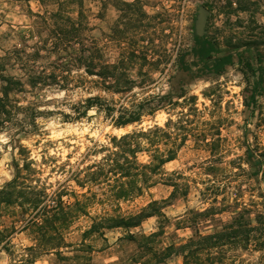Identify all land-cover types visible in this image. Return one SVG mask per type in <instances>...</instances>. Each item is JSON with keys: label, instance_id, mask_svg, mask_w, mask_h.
Wrapping results in <instances>:
<instances>
[{"label": "rangeland", "instance_id": "374dc122", "mask_svg": "<svg viewBox=\"0 0 264 264\" xmlns=\"http://www.w3.org/2000/svg\"><path fill=\"white\" fill-rule=\"evenodd\" d=\"M43 4L36 12L24 5L17 14L8 0H0V97H5L4 79L22 84L9 88L8 112L0 114V191L19 170L27 174L28 165L34 172L27 184L46 197L37 207H21L22 199L0 207V264H183L169 249L197 233L212 234L237 217L257 226L264 217V79L254 100L252 94L264 67V0H108L103 7L81 0L82 8L68 2L61 7L60 0ZM201 7L208 16L198 31ZM69 25L79 27V38L68 54L54 52L62 41L53 31ZM196 36L212 42L213 59L233 55L234 64L220 74L207 72L204 66L213 60L194 54ZM77 43L94 47L97 62L133 81L130 93L109 94L91 84L71 93L30 86L29 77L61 75L59 65L76 54ZM92 95L117 108L132 103L158 108L141 123L120 129L96 109L80 120L64 118H74L70 105ZM169 121L174 125L167 128ZM156 125L174 136L182 126L192 132L177 159L151 175V187L139 178L132 191L123 173L87 182L99 164L109 158L116 162V153L120 157L114 139ZM150 156L139 153L137 163L150 164ZM210 162L215 170L205 172ZM208 180L216 185L218 204L207 200ZM171 181L180 185L174 199ZM155 201H168L159 205L165 218L125 225ZM213 205L219 210L207 213ZM45 209L52 211L53 227H46ZM230 257L263 264L255 243Z\"/></svg>", "mask_w": 264, "mask_h": 264}, {"label": "trees", "instance_id": "16d2710c", "mask_svg": "<svg viewBox=\"0 0 264 264\" xmlns=\"http://www.w3.org/2000/svg\"><path fill=\"white\" fill-rule=\"evenodd\" d=\"M61 1V0H60ZM68 2L72 4H80L81 0H62L60 6L63 7V3ZM79 14H82L79 11ZM59 17L53 15V18ZM58 19V18H57ZM70 23V22H69ZM81 30L75 25H69L62 27L59 31H53L55 37L59 36L62 41V46H53V51L57 52L63 50L68 54L75 44V40L79 38ZM195 55L201 60H213L212 65H205L204 69L207 72H214L217 74L222 73L226 67L234 64L235 57L233 55H227L224 57H218L213 59L215 53V47L208 39H200L196 36ZM79 48L75 55H72L69 59H66L59 65V72L61 75H57L54 71L50 76L43 77H29V84L31 87L37 89L42 85L57 86L61 91L65 93L76 92L77 90H87L88 85H96L100 87L105 93L120 94L122 96L130 93L131 87L135 84L130 79L125 78L124 75L116 77L113 72V67L109 64H102L97 62L96 50L94 47H87L82 43H77ZM239 63H243L242 58L238 57ZM246 66L253 70L250 63H246ZM73 71H83L84 75H74ZM264 79V67L259 69V79L255 85V91L252 94V99L256 98V90L261 89V85ZM6 86L4 87L5 97H0V114L5 115L7 111L6 98L8 97L9 88L15 86L22 87L21 82L14 81L13 79H4ZM73 111L74 118L71 115L64 114L66 120L75 119L80 120L87 116V114L96 109L100 112H104L106 117L111 119L113 125L116 128H124L129 125L141 123L144 116L154 115L158 106L146 107L144 104L132 103L130 107L117 106L108 100L100 97L99 95H92L86 99H81L79 102L70 105ZM2 125V124H0ZM174 125L172 121H169L167 128ZM181 131L180 134L167 133L165 129L154 126L151 129L145 131H134L132 133L122 136L119 140L114 139L119 145V151L121 153L115 154L118 157L115 160L109 158L103 164L97 166V171L92 172L87 177V182L91 184L101 183L103 179L107 178L108 174H125V177L130 178L129 184L132 191H134V185L138 183L139 178H143L142 181L148 188L151 187V175L160 171L166 164L171 163L177 159L178 152L185 145L187 138L192 132L186 126L178 128ZM165 146V148H163ZM147 152L151 154V163L141 167L137 163V156L139 153ZM120 159H123V164H120ZM205 172H212L215 170V166L210 162V165L204 167ZM27 174L23 175L22 171H18L16 179L10 183L5 190L0 191V207L3 204L12 205L17 204L22 199L21 207L29 205L30 207L39 206L46 197L41 193H36L31 185L27 184L30 181V177L33 174V170L29 169V166H25ZM211 175V174H207ZM31 182V181H30ZM210 184L207 189L209 197L207 200L212 204H218L216 196V185L211 180L207 181ZM174 188V192L170 199H174L180 190V185L171 181L168 184ZM31 191V192H30ZM131 191V192H132ZM187 192V191H186ZM184 195H187L184 194ZM214 196V197H213ZM168 201H162V203L152 202L146 208H144L138 215L129 217L126 220V226L138 227L141 223L154 216L159 218H165V215L161 212V204H167ZM158 209H155L157 208ZM60 210L64 211L61 203L58 205ZM219 207L212 206L207 213L218 211ZM52 211L44 210L46 227H53V224L49 223V217ZM63 214V216H66ZM205 215V214H204ZM57 220L60 218V214L55 212L52 214ZM33 218H36L33 217ZM49 225V226H48ZM95 227H93L94 229ZM110 228V227H107ZM92 229V231H93ZM259 234L260 237H257ZM255 243V247L263 251V264H264V217H260L257 221V226L247 224L243 217L234 218V220L221 229L216 230L209 235H197L191 238L186 244L177 247L170 248L169 251L177 252L183 258V264H244L240 259L230 257L231 253H235L239 249L247 248Z\"/></svg>", "mask_w": 264, "mask_h": 264}, {"label": "crops", "instance_id": "0c3cea01", "mask_svg": "<svg viewBox=\"0 0 264 264\" xmlns=\"http://www.w3.org/2000/svg\"><path fill=\"white\" fill-rule=\"evenodd\" d=\"M5 1V0H4ZM45 0H8V4L11 5L12 9L15 10L17 14L21 12L23 6L25 5L31 12L39 11L43 8V3ZM62 1V0H61ZM102 7L108 0H95ZM128 4H135L139 0H120Z\"/></svg>", "mask_w": 264, "mask_h": 264}, {"label": "water", "instance_id": "95a60500", "mask_svg": "<svg viewBox=\"0 0 264 264\" xmlns=\"http://www.w3.org/2000/svg\"><path fill=\"white\" fill-rule=\"evenodd\" d=\"M207 16H208V12L203 7H201L200 8V14H199V20L197 23L198 31L204 30Z\"/></svg>", "mask_w": 264, "mask_h": 264}]
</instances>
